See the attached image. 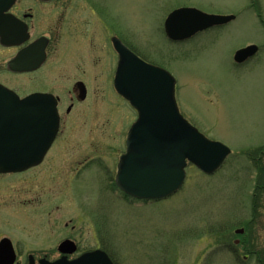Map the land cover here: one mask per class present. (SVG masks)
<instances>
[{"label":"rangeland","instance_id":"rangeland-1","mask_svg":"<svg viewBox=\"0 0 264 264\" xmlns=\"http://www.w3.org/2000/svg\"><path fill=\"white\" fill-rule=\"evenodd\" d=\"M102 3L112 12L102 15L103 21L114 20L119 33H130L131 46L147 63L176 78L186 121L232 155L211 176L189 165L183 188L164 201L121 195L112 184L137 113L108 81L110 58L103 54L100 64L82 66L92 73L85 81L90 97L70 116L64 114L59 145L43 167L0 178V236L50 249L65 236L66 223L70 233L74 225L100 221L108 228L116 264H264V0ZM180 8L236 20L174 44L164 23ZM249 45L259 53L237 66L235 54ZM66 67L55 64L50 82L61 95L75 83L58 76ZM81 163L87 167L74 173ZM26 201L41 203L20 204ZM49 202L55 206L52 218L38 212ZM94 207L102 208L96 217L88 214ZM238 230H245V237Z\"/></svg>","mask_w":264,"mask_h":264},{"label":"water","instance_id":"water-1","mask_svg":"<svg viewBox=\"0 0 264 264\" xmlns=\"http://www.w3.org/2000/svg\"><path fill=\"white\" fill-rule=\"evenodd\" d=\"M234 20V16H214L184 8L169 15L165 31L170 40L180 42ZM115 49L120 57L116 91L138 112L119 163L117 186L139 200H161L182 188L188 163L207 175L219 171L231 150L207 139L180 114L175 78L139 59L119 40ZM257 52V46L240 50L235 62L242 64ZM59 124L54 97L39 94L21 99L0 85V174L24 172L41 164L57 136ZM243 232L238 230L237 234ZM6 244L8 241L4 240L0 249ZM63 246L69 248L70 244ZM14 260L12 256L7 264ZM69 264L113 262L105 253L96 252Z\"/></svg>","mask_w":264,"mask_h":264},{"label":"flooded vegetation","instance_id":"flooded-vegetation-1","mask_svg":"<svg viewBox=\"0 0 264 264\" xmlns=\"http://www.w3.org/2000/svg\"><path fill=\"white\" fill-rule=\"evenodd\" d=\"M108 13L112 12L103 6L102 0H0V85L21 98L41 94L57 100L59 132L44 162L32 170L43 167L51 152L58 147L65 115L70 116L90 97V87L85 81L92 73L82 68L84 64L96 66L105 54L110 58L107 78L114 84L119 62L115 42L119 40L144 60L131 46L130 33L123 30L119 33L114 20L110 24L103 21L102 17H108ZM60 63L67 66V72L63 69L64 74L58 76L75 81L62 95L56 93L50 83L54 73L53 66ZM91 160L93 163L94 159ZM87 164H78L79 168L74 173H80ZM8 176L12 175L0 174L1 179ZM28 203L38 205L41 202L26 201L20 204ZM54 207L51 202L42 203L38 212L44 217L52 218ZM56 209L59 211L58 207ZM90 210L88 214L96 217L102 208L94 207ZM62 221L60 219L58 223H63ZM96 222L78 229L74 225L70 233L69 223H66L63 230L65 236L60 240L58 238V243L50 249H44L43 245L40 246L41 249H32L28 241L16 240L15 235L0 236V245L4 240L8 241L0 249V264L9 263L12 256L15 258L13 264H55L61 260L63 264H69L98 251L107 254L116 264L110 253L112 243L107 234L108 228L104 222ZM90 240L95 244L91 245ZM70 242L72 247L63 246Z\"/></svg>","mask_w":264,"mask_h":264}]
</instances>
